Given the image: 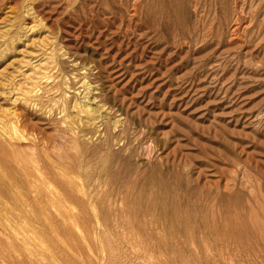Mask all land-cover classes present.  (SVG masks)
<instances>
[{
  "label": "rangeland",
  "instance_id": "obj_1",
  "mask_svg": "<svg viewBox=\"0 0 264 264\" xmlns=\"http://www.w3.org/2000/svg\"><path fill=\"white\" fill-rule=\"evenodd\" d=\"M9 125L0 264H264V0H0Z\"/></svg>",
  "mask_w": 264,
  "mask_h": 264
},
{
  "label": "bare ground",
  "instance_id": "obj_2",
  "mask_svg": "<svg viewBox=\"0 0 264 264\" xmlns=\"http://www.w3.org/2000/svg\"><path fill=\"white\" fill-rule=\"evenodd\" d=\"M36 77V76H35ZM46 79V78H45ZM49 78H47V80H48ZM44 80V79H43ZM35 89V88H34ZM45 90V89H44ZM35 91V90H34ZM38 92H39V90H38ZM47 92V91H46ZM46 92H44V91H42L41 93H40V95L39 96H37V101L38 102H42V99H43V95H45L46 94ZM50 92V91H49ZM41 94H43V95H41ZM46 97V96H45ZM45 100V99H44ZM34 101V100H33ZM35 102V101H34ZM33 102V103H34ZM71 103V102H70ZM70 103L68 102V101H64L63 103H62V109L60 110V112L59 113H67L68 114V112H69V109H70ZM28 104V103H27ZM73 109L74 108H77V104L76 105H74L73 107H72ZM80 109H81V112L82 113H86V115H91L92 117H91V119L92 120H95L96 119V117H95V114H96V112H92V110L91 111H88V110H85V109H82V106H80ZM66 118H68V116L66 115L65 117H64V120L66 119ZM66 122V121H65ZM117 123V122H116ZM115 123V124H116ZM10 126V125H9ZM11 128H10V130L8 131H6L5 130V128L3 127L2 129H0V130H2L3 132H4V134L7 136V138H9V139H13V140H15V139H18V137L21 139V138H23V135H21L19 132H18V128H16L15 126H10ZM58 134V133H57ZM0 135H2L1 133H0ZM3 137H4V135H2ZM1 137V136H0ZM2 137V138H3ZM12 141V140H11ZM11 145V144H10ZM75 145V148H77L78 149V146H77V144H75V143H73V146ZM2 146V145H1ZM4 146V145H3ZM5 152V151H4ZM91 152V151H90ZM88 154H89V152H87ZM86 152H84V154H85V156H87L86 154H87ZM1 154V153H0ZM90 155V154H89ZM128 157V156H127ZM1 159V158H0ZM3 162H4V160H3ZM1 164V163H0ZM15 165V164H14ZM13 165V166H14ZM129 165V164H128ZM21 166H23V165H21ZM107 166V165H106ZM17 167H18V165H17ZM24 167H25V165H24ZM113 167V166H112ZM115 167H113V169H114ZM118 168H120V166L118 167ZM82 169V172L84 171L83 170V168H81ZM81 169H80V171H81ZM105 170L103 171L104 172V174H103V176L102 177H104V179L105 178H110L111 180L112 179H114V177H116L115 175H114V172H112V169L110 168V166H108V167H106V168H104ZM5 170V169H4ZM103 170V169H102ZM115 170V169H114ZM129 171H127V172H125L124 173V175L125 174H127ZM35 173V172H34ZM34 173H33V175H34ZM71 173L73 174H75V173H77V172H74V171H71ZM80 173V172H79ZM117 173V172H116ZM115 173V174H116ZM71 174V175H72ZM101 174V173H100ZM101 176V175H100ZM25 177V176H24ZM58 177V176H57ZM73 177H75V176H73ZM102 177H100L99 178V176H97V178H99L100 180H102L101 178ZM124 177V176H123ZM86 178H87V176H86ZM118 178V177H117ZM24 180V179H23ZM95 180V179H94ZM116 180V179H115ZM25 181V180H24ZM89 182H91V181H89ZM176 183V182H175ZM33 184V183H32ZM119 184V183H118ZM120 185V184H119ZM149 185V184H148ZM151 186L152 185H155V183L153 182V183H151L150 184ZM12 187V186H11ZM69 187V186H68ZM150 187V186H149ZM4 188V187H3ZM71 188V187H70ZM117 187L116 186H112V185H110L109 186V188H105L104 190V193L107 195L109 192H112V191H115V189H116ZM119 188H121V187H119ZM118 188V189H119ZM5 189V188H4ZM89 189V188H88ZM118 189H116V190H118ZM122 189H124V186H123V188ZM122 189H119V191L120 192H122ZM146 189V188H145ZM1 190V189H0ZM6 190V189H5ZM11 191H12V189H10ZM77 190H79V189H77ZM90 190V189H89ZM6 192V191H5ZM79 192H81L82 193V191H79ZM128 193H129V191H127ZM139 193V192H138ZM6 194V193H5ZM98 194V193H97ZM115 194H117V193H115ZM150 194H151V192H150ZM149 194V195H150ZM110 195H112V194H110ZM1 196H4V195H1ZM61 196H63V195H61ZM92 196V195H91ZM58 197H60L59 195H58ZM85 197V196H84ZM150 197V196H149ZM61 198V197H60ZM64 199H65V197H63ZM62 198V199H63ZM67 199V198H66ZM88 199V198H87ZM196 199V198H195ZM115 200V199H114ZM46 201V200H45ZM134 201H135V197H134ZM51 202V201H50ZM92 202H94V201H92ZM96 203V202H95ZM135 203V202H134ZM147 203V202H146ZM44 205V204H43ZM122 205V204H121ZM154 205V204H153ZM158 205V204H157ZM88 206V205H87ZM95 206V205H94ZM139 207H140V205H139ZM64 208L65 209H69V207H67V206H64ZM140 208H142V207H140ZM18 209V208H17ZM153 209V208H152ZM253 209V208H252ZM142 212V211H141ZM251 215V214H250ZM205 216V215H204ZM202 220V219H201ZM204 220V219H203ZM204 223V222H203ZM115 224V223H114ZM194 225V221L191 219V218H189V217H187L186 219H184L183 220V222H181V226H183L184 228H188V227H190L191 228V226H193ZM121 230V229H120ZM148 230V229H147ZM102 232H103V230H102ZM113 234V233H112ZM130 235V234H129ZM117 236V235H116ZM123 237V236H122ZM132 237V236H131ZM187 237H189L190 239H191V241L193 242L194 240H195V237L193 236H188V235H186V238ZM109 238V237H108ZM148 238V237H147ZM110 239V238H109ZM222 239V238H221ZM186 240V239H185ZM112 241V240H111ZM176 241V240H175ZM188 241V240H187ZM203 241V240H202ZM110 242V241H109ZM115 242H117V241H115ZM239 242V241H238ZM248 242V241H247ZM263 242H264V240H263ZM114 243V242H113ZM130 243H132V242H130ZM133 245V244H132ZM52 246V245H51ZM135 247V246H134ZM193 247V246H192ZM206 247V246H205ZM145 249V248H144ZM207 249V248H206ZM147 250H148V247H147ZM137 251V250H136ZM119 252V251H118ZM182 252V251H181ZM213 252V251H212ZM127 254V253H126ZM192 254H193V252H192ZM150 255V254H149ZM181 255V254H180ZM196 255H197V253H196ZM207 255H209V254H207ZM193 256V255H192ZM36 258H38V257H36ZM130 260V259H129ZM37 261V260H36ZM137 262V261H136ZM39 263V262H38Z\"/></svg>",
  "mask_w": 264,
  "mask_h": 264
}]
</instances>
